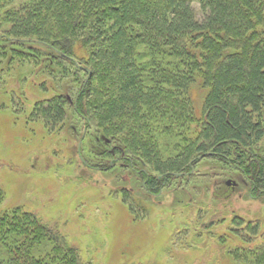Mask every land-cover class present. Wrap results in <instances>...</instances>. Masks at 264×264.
Wrapping results in <instances>:
<instances>
[{
  "label": "trees",
  "instance_id": "obj_1",
  "mask_svg": "<svg viewBox=\"0 0 264 264\" xmlns=\"http://www.w3.org/2000/svg\"><path fill=\"white\" fill-rule=\"evenodd\" d=\"M27 82L41 92L29 107ZM6 97L0 109L43 139L84 136L81 164L121 184L135 221L150 212L126 184L149 198L175 187L182 199L183 182L211 181L197 170L205 161L262 190L264 0H0ZM198 217L196 241L216 240L235 264H264L259 221L234 216L218 233L223 220ZM0 264L85 262L54 225L16 207L0 211Z\"/></svg>",
  "mask_w": 264,
  "mask_h": 264
},
{
  "label": "rangeland",
  "instance_id": "obj_2",
  "mask_svg": "<svg viewBox=\"0 0 264 264\" xmlns=\"http://www.w3.org/2000/svg\"><path fill=\"white\" fill-rule=\"evenodd\" d=\"M11 88L21 92L20 84ZM23 88L29 107L41 92L29 82ZM79 142V136L65 132L45 140L41 132L32 133L23 123L16 124L9 110L0 109V188L5 194L0 211L23 207L38 214L79 249L85 264H235L216 240H195L202 230L196 227L201 214L206 224L223 220L215 225L218 233L231 226L234 216L259 221L264 233V197L251 194L252 185L244 178H227L222 172L226 168L209 161L197 170L211 181L183 182L189 194L182 199L176 198L175 187L149 198L139 182L126 184L133 188V200L150 212L135 221L123 204L121 184L110 173L91 172L81 164ZM89 144L84 149L88 156ZM228 181L238 186L226 190Z\"/></svg>",
  "mask_w": 264,
  "mask_h": 264
},
{
  "label": "flooded vegetation",
  "instance_id": "obj_3",
  "mask_svg": "<svg viewBox=\"0 0 264 264\" xmlns=\"http://www.w3.org/2000/svg\"><path fill=\"white\" fill-rule=\"evenodd\" d=\"M229 182H230V184H229ZM251 185H252V183L250 182V181H248ZM226 186L229 188V187H231V188H236L237 186H238V183L237 182H232V181H228V182H226ZM250 193L251 194H255L256 193V196H258V197H264V189H262V190H259V191H256L255 190V187L252 185V189H251V191H250Z\"/></svg>",
  "mask_w": 264,
  "mask_h": 264
},
{
  "label": "water",
  "instance_id": "obj_4",
  "mask_svg": "<svg viewBox=\"0 0 264 264\" xmlns=\"http://www.w3.org/2000/svg\"><path fill=\"white\" fill-rule=\"evenodd\" d=\"M86 72H88L89 74H91V71L89 69H85ZM84 138V136H83ZM83 138L81 139V141L79 142V146H78V153H79V156H81V153H80V149H81V144H82V141H83ZM81 158V157H80ZM81 160L83 161V159L81 158ZM230 184V182H229Z\"/></svg>",
  "mask_w": 264,
  "mask_h": 264
}]
</instances>
